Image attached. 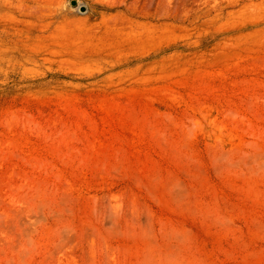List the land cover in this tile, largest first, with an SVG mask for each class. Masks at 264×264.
I'll return each mask as SVG.
<instances>
[{
    "label": "rangeland",
    "instance_id": "1",
    "mask_svg": "<svg viewBox=\"0 0 264 264\" xmlns=\"http://www.w3.org/2000/svg\"><path fill=\"white\" fill-rule=\"evenodd\" d=\"M0 264H264V0H0Z\"/></svg>",
    "mask_w": 264,
    "mask_h": 264
},
{
    "label": "water",
    "instance_id": "2",
    "mask_svg": "<svg viewBox=\"0 0 264 264\" xmlns=\"http://www.w3.org/2000/svg\"><path fill=\"white\" fill-rule=\"evenodd\" d=\"M71 4L74 5V6H77L78 5V0H71ZM79 8H80L81 11H86V6L85 5H80Z\"/></svg>",
    "mask_w": 264,
    "mask_h": 264
}]
</instances>
